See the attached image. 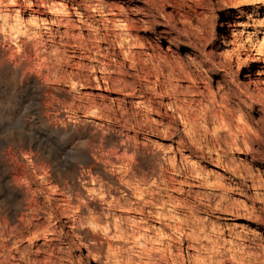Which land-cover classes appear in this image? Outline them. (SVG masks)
<instances>
[{"label": "rangeland", "instance_id": "1", "mask_svg": "<svg viewBox=\"0 0 264 264\" xmlns=\"http://www.w3.org/2000/svg\"><path fill=\"white\" fill-rule=\"evenodd\" d=\"M65 28L104 39L103 49L112 41L120 63L117 41L180 64L189 79L172 82L184 100L214 105L208 125L199 121L196 131H216L222 149L209 150L202 132L198 145L189 141L186 126L151 85L147 122L156 131L137 135L139 156L132 145L128 152L119 147L122 134L105 130L104 120L68 112L79 90L100 103L138 99L101 82L78 91L61 82L65 68L56 48L63 49ZM36 41L46 47L37 53L54 79L35 68ZM18 50L26 55L22 67L13 59ZM95 71L81 74L100 79ZM112 72L120 83L137 79L128 65L133 78ZM35 139L39 150L30 144ZM29 145L50 165L51 186L73 184L84 219H100L96 234L83 223L57 227L54 243L72 249L61 264H264V0H0V164H10L9 147L21 158L18 150ZM96 160L97 169L79 178Z\"/></svg>", "mask_w": 264, "mask_h": 264}, {"label": "bare ground", "instance_id": "2", "mask_svg": "<svg viewBox=\"0 0 264 264\" xmlns=\"http://www.w3.org/2000/svg\"><path fill=\"white\" fill-rule=\"evenodd\" d=\"M66 23L67 27L71 28L70 24ZM70 32L68 28L64 29L65 42L61 43L63 49L59 50L56 48V51L58 50V53L60 52L61 54L60 61L65 68L62 73L61 82L69 84L70 88L76 91L87 86L96 89L100 87L101 82L104 88L109 87L111 90H118L124 94L125 98H136L138 100L135 103L131 102L128 104L125 102V99L114 98L109 103H104L103 101L100 103L91 98L89 94L79 92V90L77 95L72 96L65 106L68 112H79L84 115L87 114L89 117L93 116L104 120L107 122V126L103 127L106 128L105 130H113L120 135L122 134L119 147L127 151L132 145L134 155H137L140 149L135 146L138 144L136 143L138 141L136 140L137 135H153L156 131L150 125V122H147L148 113L154 106L151 97L147 93V88L151 85V93L156 94V91H159L162 100L167 101L166 106L168 110L172 111L173 117L175 115L186 126L187 133L191 136L189 141L192 143L196 142L198 145L199 139L196 141L197 132L200 134L202 131H196V128L197 126H202L199 121L208 125L209 116L214 113L212 112L214 105L209 104L200 108L194 102H189L188 100L189 103H187L184 100L185 94L176 86L175 83L177 82L175 80L183 77L189 79L185 68L176 62L168 64L156 54L148 56L143 51H132L128 47L122 46V41H117L119 55L122 58V62L120 63L116 60L117 55L113 47V50H111L112 41L107 43L110 44L107 49H103L101 43L106 42L104 39L101 38L102 40H100V38L88 32L86 37H82L79 33L74 34ZM44 46L42 42L36 41V45L34 46L36 49L34 56L36 60L35 68L38 69L39 74H45V77L50 79L55 77L56 73L54 72L53 74L50 70L48 59L45 56L38 55L39 48H46ZM17 52H20V54L15 52L16 54L13 56V59L17 61V67H22L26 63L24 59L26 55L24 51L18 50ZM57 62L59 63L58 60ZM94 63L96 64L95 66ZM127 65L129 70L137 76V79L133 78L134 75L132 76L126 72ZM113 69H116L118 71L117 74L120 76L124 75V77L133 78V83L131 85L127 84L126 81L120 83L121 80L119 81L118 78L112 77ZM84 70H97L95 72L99 73L101 77L98 79L96 73L94 76H82L81 72ZM136 80L144 82V85L138 83L140 86L137 87ZM172 81H175V83ZM211 108L213 109L211 110ZM221 127L223 129L225 125H221ZM125 130H132L134 136L131 137L126 133L124 134ZM192 134L194 135L192 136ZM202 137L209 150L216 152L222 149L223 141L221 142V139L218 138L216 131L209 133L204 128ZM101 139L104 141L106 137L102 135ZM145 141L147 142L148 139L145 138ZM31 143H34L35 150L42 148L39 140H32L30 141ZM146 145L142 143L141 149L148 150ZM25 148H28L29 153L24 152ZM117 148L113 145L114 152L115 150L117 151ZM30 149L31 145L28 147L24 146V148L21 147L18 150V152L22 153V157L20 158L17 155V148L9 147L10 164L8 163V167H6L5 162L0 164V264H61L63 257L66 258L72 249L67 248L65 251L60 245L54 243L55 237H57V227H64V224L68 225L70 223L69 227L72 230L76 224L80 225L83 223L87 225V232L92 231V233L96 234L99 230L100 219L92 215L84 219V207L82 208L81 203L75 202L73 184L72 186L67 183L59 187H52L53 175L50 165L42 162L38 154L32 153ZM60 153L61 150L59 151V156L61 155ZM123 153L126 154V152ZM104 159H106L104 162L109 164V159ZM97 162L99 161L96 160L95 163L87 166L89 169L86 172L84 171L85 167L81 169L78 175L79 178H83L86 174L91 175V170L97 169ZM7 168H9V173L4 172V169ZM130 169V172L134 173V167ZM104 176L108 177V173L104 172ZM132 177L130 176V178ZM38 195L39 197L43 195L45 198L40 200L43 202L42 204L38 199ZM4 204H6L7 209L2 208ZM63 219L66 221L63 222ZM77 241L78 243L83 242L80 239ZM39 242H42L41 246H43V249L37 247ZM82 245H85V243ZM46 246H48L47 250L44 249ZM34 249L36 250L34 251Z\"/></svg>", "mask_w": 264, "mask_h": 264}]
</instances>
